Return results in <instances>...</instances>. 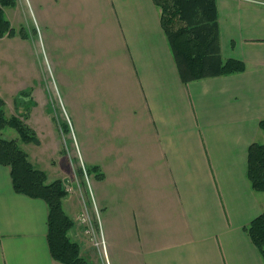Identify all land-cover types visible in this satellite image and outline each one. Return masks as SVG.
Wrapping results in <instances>:
<instances>
[{
    "label": "crops",
    "instance_id": "0c3cea01",
    "mask_svg": "<svg viewBox=\"0 0 264 264\" xmlns=\"http://www.w3.org/2000/svg\"><path fill=\"white\" fill-rule=\"evenodd\" d=\"M158 1L80 2L110 12L151 117L152 168L143 182L137 177L133 183L132 201L126 205L125 197L118 198L124 264H264L246 229L264 213V191L255 190L248 177L250 146L264 143V0H216L222 57L243 61L245 69L186 83L164 28L173 20L165 13L168 0ZM18 7H9L15 22L39 24L30 3ZM15 38L0 39V97L6 101L29 87L21 73L42 74L40 48L30 40L17 45ZM22 55L27 66L18 65ZM94 64L99 69L98 59ZM9 128L0 129L4 138ZM23 144L34 164L47 165L50 179L60 170V177L68 176L47 149L39 150L42 143ZM11 170L0 161V264H61L49 245L48 203L16 191Z\"/></svg>",
    "mask_w": 264,
    "mask_h": 264
},
{
    "label": "rangeland",
    "instance_id": "374dc122",
    "mask_svg": "<svg viewBox=\"0 0 264 264\" xmlns=\"http://www.w3.org/2000/svg\"><path fill=\"white\" fill-rule=\"evenodd\" d=\"M12 2H0L3 11L7 8L5 18L12 29L5 36L16 37L17 45L30 40L40 48L38 66L42 74L21 73L19 77L29 87L21 91L18 101L1 98L8 119L25 122L40 141H24L11 125L6 139L18 141L22 148L23 143H34L36 147L42 143L39 150L47 149L50 161L69 170L64 178L60 170L50 179L45 171L47 165L34 161L48 181H61L62 209L72 222L66 234L71 241L82 242V256L89 264H124L118 198L125 197L126 205L133 200V183L137 177L142 182L146 179L154 151L149 135L150 112L135 67L124 53L120 38L114 35L119 30L110 12L99 5L83 6L81 0H25L39 22L29 28L21 19L15 22V13L9 8L17 11L23 0ZM17 58L19 66L28 65L27 55ZM95 58L99 69L93 67ZM123 162L126 167L120 164ZM54 163L51 162V174ZM113 164L117 166L113 168ZM121 181L124 186L117 190ZM106 225L110 227L112 247Z\"/></svg>",
    "mask_w": 264,
    "mask_h": 264
},
{
    "label": "trees",
    "instance_id": "16d2710c",
    "mask_svg": "<svg viewBox=\"0 0 264 264\" xmlns=\"http://www.w3.org/2000/svg\"><path fill=\"white\" fill-rule=\"evenodd\" d=\"M158 1V0H156ZM2 5L13 4L12 0H0ZM159 3V1H158ZM165 13L172 23L165 21L168 40L175 54L179 75L184 83L243 71L245 63L238 59L222 57L220 26L218 25L216 0H168ZM177 12L178 20L173 16ZM167 16V14H166ZM11 29L0 7V37ZM12 29L10 30V32ZM16 101L17 98H16ZM4 101L0 97V129L13 126L24 141L39 143L37 133L20 119L5 114ZM260 126L264 129V119ZM248 177L255 190H264V143L254 142L249 150ZM0 161L11 166L13 187L20 193L45 199L49 206V245L53 257L66 264H89L82 256L78 241H71L67 230L72 226L62 209L60 180L48 181L46 173L32 164L29 154L18 141L8 140L0 134ZM264 256V213L246 227Z\"/></svg>",
    "mask_w": 264,
    "mask_h": 264
}]
</instances>
